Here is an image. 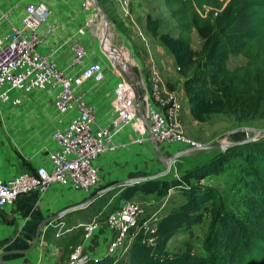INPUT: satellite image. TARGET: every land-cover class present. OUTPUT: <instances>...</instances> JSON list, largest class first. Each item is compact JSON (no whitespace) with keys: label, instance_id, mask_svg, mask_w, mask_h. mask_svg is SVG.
<instances>
[{"label":"rangeland","instance_id":"obj_1","mask_svg":"<svg viewBox=\"0 0 264 264\" xmlns=\"http://www.w3.org/2000/svg\"><path fill=\"white\" fill-rule=\"evenodd\" d=\"M95 1L106 18L107 27L104 25V20L94 1L81 0V3H84L82 9H87V12L93 15L92 26L91 28L88 27L87 30L94 33V39H99L100 44L102 40L105 46L110 47L109 50H115L121 55L128 67L134 69L136 64H139L146 70L151 65L156 68L161 83L165 85L167 90L175 92L181 101L180 131L190 141L207 144L221 139L224 144L233 145L252 137V131L249 130L264 129V118L243 124L234 121L235 118L228 112L212 115L208 120L202 122L194 119L190 112L185 86V80L190 71H187L186 74L183 73L177 66L174 55L162 40V35H168L173 39L183 41L190 48L198 50L201 47L202 39L195 31L192 19L201 17L214 20L223 7L229 3H233L235 6L240 3H253L254 5L250 10L253 12L252 19L255 31L252 51L257 53L258 58L253 61L240 53L230 54L224 63L223 70L228 75L232 74L237 78H240L244 73H252L254 70L264 71V0H134L131 9L134 21H130L118 12L114 0ZM3 4V0H0L1 14H3ZM6 4L8 14H10L13 3ZM60 115L53 108L52 95L44 90L23 94L21 104L17 107L13 106L10 101H0V149L4 151L6 145L12 149L16 147L13 137L10 136V125L11 119L14 118L15 121L16 116H18L24 122L21 132L27 137L30 134V138H25L20 146H23L30 155L38 154L41 157L52 146L50 132L55 124L60 122ZM236 129L249 130L235 132ZM229 132L231 133L226 136V133ZM260 137L256 135L252 137L251 141ZM117 140L121 141L118 147L104 153L99 158L101 165L108 161L105 165L103 164L102 170L98 164L100 175L103 172V187L125 178L158 174L166 169L164 162L177 152L179 147H190V145L180 141H161L154 145L148 138L140 137L131 132L118 136ZM9 147L7 148L10 149ZM37 147L38 152L36 154ZM155 147H157L160 157L155 153ZM218 149L215 147L202 150L203 152L194 153L191 151L181 155L171 163L165 174L159 175L158 178L165 177L168 180L178 178L181 176L182 170L193 165L198 159L208 158L217 153ZM104 156L106 157L104 158ZM108 156L109 159H107ZM241 163V158L232 157L224 164L219 173L207 175L194 182L215 189L218 194L222 195V200L228 208L239 215L244 213L246 204L241 201L234 204L238 196L229 189V186L236 180ZM122 189L123 187H115L108 190L86 208L69 214L68 219L71 220L77 216L81 219L92 217L98 219L97 215L102 217L101 219L105 218L106 214L121 200L119 198ZM179 189L178 186L169 187L166 189V193L162 195L158 192L141 190H132L123 194L122 199L136 200L142 205L144 212L140 216L139 222L144 225L142 232L148 242L153 241L151 234L155 232L162 216L184 200ZM209 218V214L206 213L202 223L195 224L190 229H181L174 234L166 245L168 252L180 253L189 244L193 252L203 254L204 240L209 229ZM46 232L54 236L59 230L52 231L48 228ZM79 236L80 234L77 235V232L70 236L73 237L70 240L73 245L80 242ZM128 248L125 252H120L115 256L105 257L103 264H127ZM99 254L102 255L103 253L100 251Z\"/></svg>","mask_w":264,"mask_h":264},{"label":"trees","instance_id":"obj_2","mask_svg":"<svg viewBox=\"0 0 264 264\" xmlns=\"http://www.w3.org/2000/svg\"><path fill=\"white\" fill-rule=\"evenodd\" d=\"M253 5L229 3L214 20L192 19L202 39L198 50L162 35L177 66L184 74L190 71L185 80L187 100L192 117L198 121H206L221 112L230 113L234 121L243 124L264 118V71L254 70L237 78L223 70L230 54L240 53L253 61L258 58L252 51L255 31L250 10ZM197 152L203 151H194ZM232 157L242 160L238 176L229 186L238 196L234 204L239 201L246 204L242 215L230 210L215 189L194 183L219 173ZM172 186L180 188L184 200L162 216L151 234L152 242L145 239L142 227L138 230L129 244L127 264H264V136L219 148L217 153L198 159L182 170L178 178L156 177L124 187L119 200L132 190L162 195ZM206 213L210 218L204 253L193 252L189 244L180 253L168 252L169 239L181 229L202 223Z\"/></svg>","mask_w":264,"mask_h":264},{"label":"built area","instance_id":"obj_3","mask_svg":"<svg viewBox=\"0 0 264 264\" xmlns=\"http://www.w3.org/2000/svg\"><path fill=\"white\" fill-rule=\"evenodd\" d=\"M133 1L114 0L119 13L130 21H134L131 12ZM48 14V7L43 2L27 4L20 25H10L0 32V101L17 105L20 99L10 95L13 91L29 93L53 87L57 89L53 101L55 109L65 113L75 108L77 114L66 126L52 131L51 137L59 148L48 155L50 168L41 165L7 180L0 177V209L13 203L21 194L35 193L41 197L55 183L75 190H92L99 181L98 158L116 148L113 137L127 125L140 137L151 134L156 143L180 141L190 147L200 145L180 131L181 101L175 92L167 90L161 83L153 65L146 70L136 64L134 74L125 62V66L117 65L123 79L113 91V116L108 125L95 126L93 107L76 96L74 86L88 78L100 80L102 66L91 62L80 77L74 78L60 71L49 56L41 54L37 50L41 41L38 29L46 22ZM114 52L108 51L113 64L117 63ZM86 54L85 46L76 45L71 66L81 64ZM137 89L140 90L139 100ZM143 212L138 201L122 199L103 219L113 231L103 254L98 256L79 242L71 248L67 264H98L102 257L125 252L134 235L144 226L139 225ZM98 223V219L92 218L78 225L84 239L91 236Z\"/></svg>","mask_w":264,"mask_h":264},{"label":"crops","instance_id":"obj_4","mask_svg":"<svg viewBox=\"0 0 264 264\" xmlns=\"http://www.w3.org/2000/svg\"><path fill=\"white\" fill-rule=\"evenodd\" d=\"M38 2H43L47 5L49 14L46 22L38 29L41 41L37 45V50L41 54L49 56L56 63L57 68L69 77H80L86 65L91 62L101 64L102 78L100 80H95L94 78L85 79L81 84L74 86V92L86 105L93 107L95 126L103 127L108 125L113 116V91L115 85L123 79V75L119 74L117 64L112 63V57L110 58L108 55L109 50L104 52L99 39H94V33L87 30L88 27L91 28L92 26L93 15L89 14L87 9H82L84 3H81V0H3V14L0 13V32H4L10 25L19 26L25 6ZM6 3H13L10 14H8ZM48 30L49 32H47ZM76 45L85 46L87 54L81 64L71 66ZM115 60L118 62L117 59ZM131 70L134 74L135 69L131 68ZM36 90L48 91L52 95L54 110L61 114L60 122L55 124V127L50 132L52 146L41 157L37 154L38 147L36 150L37 155H30L23 146H20L22 141L30 135L28 134L27 137L21 132L24 124L23 120L19 119L18 116H16L15 121L13 120L14 118L11 119L10 136L11 138L13 137L16 147L12 149L6 145L4 151L0 149V177L4 180L32 171L37 166L42 165L47 169L50 168L51 164L48 155L59 148L56 141L51 137V133L56 128L66 126L77 114L75 108L65 113H60L55 109L53 101L57 91L56 88L46 87L44 89H35L31 92ZM23 94L26 93L21 91L12 92L13 97L20 99V103L13 106L17 107L21 104ZM18 127L20 128L19 130ZM127 132L136 134L131 126L123 127L113 137V142L117 145L116 148L121 142L117 140V137L123 134L126 135ZM144 137L151 140L149 133ZM185 147L181 146L177 150L179 151ZM99 158L96 162L97 165L101 163ZM107 159H109V156ZM105 163L103 164L105 165ZM103 164H100L101 170L103 169ZM102 185H104L103 172L100 175L99 170V181L90 191L75 190L68 185L64 186L55 183L49 186L41 197H38L35 193L21 194L13 203L4 205L0 209V264H67L71 248L73 247L70 241L73 237L70 236L75 232H77V235L80 234V242H83L94 254L99 256L100 251L103 253L107 242L113 235V231L107 227L103 220L104 218L101 219L102 217L97 215L99 220L97 228L88 239H84L83 231L78 225L90 221L93 217L81 219L77 216L71 220L67 217L77 210L86 208L89 204L83 208L69 211L58 219L44 225L38 243L31 248L37 227L44 218L86 201L97 190L101 189V187L103 188ZM48 228L52 229V231L59 230L60 233L58 232L52 236L49 232H46ZM104 259L105 257H102L99 264H103Z\"/></svg>","mask_w":264,"mask_h":264},{"label":"water","instance_id":"obj_5","mask_svg":"<svg viewBox=\"0 0 264 264\" xmlns=\"http://www.w3.org/2000/svg\"><path fill=\"white\" fill-rule=\"evenodd\" d=\"M94 1V4L96 5L100 15L102 16L103 20H104V25L107 26V23H106V18L105 16L103 15L102 11L100 10V8L98 7V4L95 0ZM118 66H120V63L117 62L116 63ZM133 79V77H132ZM134 80V79H133ZM137 99L139 100L140 99V90L137 89ZM248 131L249 129H236V131ZM249 131H252V137L256 136V135H259V136H264V129H261V130H249ZM234 132V131H232ZM231 132L229 133H226V136H228ZM150 135V139L152 141V143L155 145V141L152 137L151 134ZM252 137L244 140V141H251L252 140ZM236 144V143H234ZM230 145L232 144H224V142L220 139V140H216L214 142H211V143H207V144H200L198 146H191V147H187V148H184V149H181L175 153H173L170 158H168V160H166L164 162V165H165V168L166 169H169V167L171 166V163L179 156L181 155H184L186 153H189L191 151H196V150H208V149H212V148H220V149H225L227 147H229ZM155 153L159 156L158 154V151H157V147H155ZM166 169L159 172L158 174H153V175H145V176H139V177H133V178H125V179H121V180H118V181H115L113 183H110L106 186H104L103 188L97 190L93 195H91L86 201L82 202V203H79V204H76L74 206H71V207H68V208H65L61 211H59L57 214L55 215H52V216H49V217H46L44 218L38 225L37 227V230H36V233L34 235V239H33V243H32V247H34L39 239H40V235L42 233V229L44 227V225H46L47 223H50L51 221L53 220H56L58 219L59 217H61L62 215H64L65 213L69 212V211H72V210H76V209H80V208H83L85 206H87L88 204H90L94 199H96L97 197L101 196L102 194H104L105 192H107L108 190L110 189H113L115 187H127V186H130V185H133L137 182H141V181H144V180H148V179H153V178H156L158 177L159 175H163L165 174L166 172Z\"/></svg>","mask_w":264,"mask_h":264},{"label":"bare ground","instance_id":"obj_6","mask_svg":"<svg viewBox=\"0 0 264 264\" xmlns=\"http://www.w3.org/2000/svg\"><path fill=\"white\" fill-rule=\"evenodd\" d=\"M104 23V22H103ZM107 27V26H106ZM105 28V27H104ZM103 28V29H104ZM106 30H107V28H106ZM103 37H104V34L102 35ZM102 37V38H103ZM101 38V39H102ZM101 48L103 49V51L105 52V50L106 51H108L109 49H110V47H107V46H105L104 45V42H102V40H101ZM114 56L117 58V60H118V62L120 63V66H125V64H124V60H123V57L121 56V55H119L116 51L114 52Z\"/></svg>","mask_w":264,"mask_h":264}]
</instances>
